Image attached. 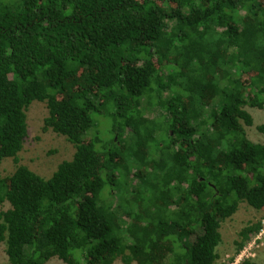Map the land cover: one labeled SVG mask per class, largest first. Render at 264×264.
<instances>
[{"label":"trees","instance_id":"1","mask_svg":"<svg viewBox=\"0 0 264 264\" xmlns=\"http://www.w3.org/2000/svg\"><path fill=\"white\" fill-rule=\"evenodd\" d=\"M79 67L89 83L60 97ZM32 101L75 148L48 178L19 160ZM247 106L264 109V0H0V163H15L6 187L0 175V252L10 264H216L222 222L243 202L264 207ZM139 208L153 214L143 227ZM263 229L243 226L235 253Z\"/></svg>","mask_w":264,"mask_h":264},{"label":"rangeland","instance_id":"2","mask_svg":"<svg viewBox=\"0 0 264 264\" xmlns=\"http://www.w3.org/2000/svg\"><path fill=\"white\" fill-rule=\"evenodd\" d=\"M226 60L231 61V56L229 54L225 55ZM89 83L88 71L82 67H79L67 80L66 91L60 95V97L68 95L72 90H74L78 85H86ZM220 93V89L214 86L209 82L205 92V99L207 103H211L212 99L215 98ZM160 102L157 104L158 109L160 107ZM247 110L251 113L253 117V125L246 126L244 128L248 134V137L254 142L264 143V134L260 133L256 129V125L264 122V109L250 108L246 107ZM107 109L102 108L101 111L104 113ZM95 118V126H103L101 121H104L106 118L102 115L93 113ZM100 115V116H99ZM27 116V126H28V135L23 144V148L19 153L20 163L28 166L31 170L38 173L44 178H48L55 171L57 165L63 160L71 159L75 148L65 136L59 135L53 132L50 128L46 127L44 124V119L48 116V109L46 102L41 101H32L26 110ZM99 117V118H98ZM98 118V119H97ZM96 128V127H95ZM94 127L91 130L95 129ZM90 131V130H89ZM102 133L101 131H98ZM89 136V135H87ZM142 148V145H139ZM145 152V148H142ZM179 160L182 159L183 152H178ZM99 158V155H98ZM15 169V163L12 158L4 159L0 163V175L3 177L4 187L7 186V177L12 174ZM105 195V194H104ZM157 202L160 205L164 206H173V202L169 198L163 196L162 198H157ZM139 205V204H138ZM127 214L130 210L127 209ZM126 222L131 220L127 215L124 216ZM148 218L151 220L153 214L150 210L138 209V213L134 218L135 224L139 227H143L142 219ZM149 220L145 222L147 228H144V234H147L149 231ZM261 220L264 226V207L260 210H256L253 207L249 206L246 202H243L239 205L237 211L224 220L220 227V232L222 235V241L217 247V252L219 258L216 261V264H235L240 261L242 258L251 257L258 264H264V232H260L257 236L253 237L240 251L239 254H236L235 240L238 238L239 230L247 225L250 222H255ZM167 240L159 239L154 245V250L158 251L160 255L164 253V246ZM234 259V261H231ZM0 264H10L4 251L0 252ZM45 264H68L63 262L56 257L47 261ZM113 264H123L120 260H116ZM131 264H138L136 261Z\"/></svg>","mask_w":264,"mask_h":264},{"label":"built area","instance_id":"3","mask_svg":"<svg viewBox=\"0 0 264 264\" xmlns=\"http://www.w3.org/2000/svg\"><path fill=\"white\" fill-rule=\"evenodd\" d=\"M261 232H264V229Z\"/></svg>","mask_w":264,"mask_h":264}]
</instances>
